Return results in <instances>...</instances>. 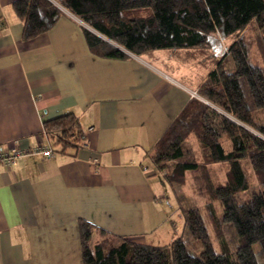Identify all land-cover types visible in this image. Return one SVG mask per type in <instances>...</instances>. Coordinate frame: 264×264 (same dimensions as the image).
Instances as JSON below:
<instances>
[{
	"label": "crops",
	"instance_id": "obj_1",
	"mask_svg": "<svg viewBox=\"0 0 264 264\" xmlns=\"http://www.w3.org/2000/svg\"><path fill=\"white\" fill-rule=\"evenodd\" d=\"M13 1L0 0V149L30 154L0 165V264H82L81 222L94 241L99 231L143 245L181 239L151 156L192 99L198 68L171 51L168 63L150 52L99 57L66 13L23 41ZM65 114L80 146L60 153L42 123Z\"/></svg>",
	"mask_w": 264,
	"mask_h": 264
},
{
	"label": "trees",
	"instance_id": "obj_2",
	"mask_svg": "<svg viewBox=\"0 0 264 264\" xmlns=\"http://www.w3.org/2000/svg\"><path fill=\"white\" fill-rule=\"evenodd\" d=\"M10 7L23 41L66 13L84 25L85 42L99 57L171 51L202 75L198 98L188 101L151 156L167 184L181 188L191 172L200 176L202 207L179 208L187 244L179 238L165 246L136 244L102 231L94 241L93 227L81 222V263L257 264V246L264 264V0H15ZM42 127L57 152L80 146L72 114ZM190 138L196 151L185 162L183 144ZM224 225L236 236L232 249Z\"/></svg>",
	"mask_w": 264,
	"mask_h": 264
},
{
	"label": "rangeland",
	"instance_id": "obj_3",
	"mask_svg": "<svg viewBox=\"0 0 264 264\" xmlns=\"http://www.w3.org/2000/svg\"><path fill=\"white\" fill-rule=\"evenodd\" d=\"M170 52V51H169ZM167 51L161 50V51H151L149 55H158V57L161 59V61L170 62L171 60L167 58V54L169 53ZM158 53V54H157ZM166 54V55H165ZM254 60L259 61L260 58L257 56V54L253 58ZM187 72V71H184ZM183 151H184V157L182 161L190 162L193 160V155L196 151V144L194 142L193 138H190L183 144ZM157 181H160L161 185V193L162 197L164 198V203L168 214L169 220L174 222L176 224V234L181 238V240L184 241L185 244H187V238L189 236H185V234L182 233L183 228V220L180 213L179 208H190L193 206H199L202 207L204 200V188L203 184L201 182L200 176L197 171H193L190 173L189 176H187V180L184 183L183 187H178L176 184H167L164 179L161 178L160 174L157 172ZM164 181V183L162 182ZM254 190L257 189L255 185H253ZM240 199L242 201L247 200L248 193H242L239 195ZM222 235L223 239L228 245L229 248H234L236 245V236L233 232V229L230 225H224L222 227ZM152 244V243H151ZM168 244L167 242L159 243V245H150V246H165ZM214 244V243H213ZM146 245V244H145ZM149 245V244H147ZM216 249V247L214 246ZM253 252L255 255V259L257 264H263L259 250L257 246L253 247Z\"/></svg>",
	"mask_w": 264,
	"mask_h": 264
},
{
	"label": "built area",
	"instance_id": "obj_4",
	"mask_svg": "<svg viewBox=\"0 0 264 264\" xmlns=\"http://www.w3.org/2000/svg\"><path fill=\"white\" fill-rule=\"evenodd\" d=\"M191 98H198L194 92L190 94ZM43 157H51L52 152L48 149L40 152ZM30 154L28 151H22L16 147H10L6 150L0 149V165L3 167L11 166L17 159H20L26 155Z\"/></svg>",
	"mask_w": 264,
	"mask_h": 264
}]
</instances>
